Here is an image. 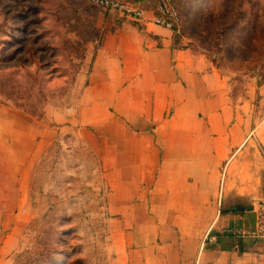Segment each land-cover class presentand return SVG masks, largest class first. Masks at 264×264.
<instances>
[{
	"label": "crops",
	"instance_id": "obj_1",
	"mask_svg": "<svg viewBox=\"0 0 264 264\" xmlns=\"http://www.w3.org/2000/svg\"><path fill=\"white\" fill-rule=\"evenodd\" d=\"M100 17L59 132L0 103V198H14L0 201V230L21 220L37 158L72 129L97 158L106 212L123 216L108 224L113 264H264V116L253 125L213 62L170 30Z\"/></svg>",
	"mask_w": 264,
	"mask_h": 264
},
{
	"label": "rangeland",
	"instance_id": "obj_2",
	"mask_svg": "<svg viewBox=\"0 0 264 264\" xmlns=\"http://www.w3.org/2000/svg\"><path fill=\"white\" fill-rule=\"evenodd\" d=\"M129 1L145 11L159 2ZM174 4L175 38L213 61L233 106L244 103L252 124L258 123L264 116V0ZM107 13L117 15L87 0H0V103L24 111L37 128L58 131L59 117L79 93L77 77L89 71L99 18ZM31 36L38 39L31 42ZM84 147L70 129L37 158L33 195L23 200L21 220L0 230V264H113L108 224L123 216L106 212L97 158ZM2 199L8 207L14 200Z\"/></svg>",
	"mask_w": 264,
	"mask_h": 264
},
{
	"label": "built area",
	"instance_id": "obj_3",
	"mask_svg": "<svg viewBox=\"0 0 264 264\" xmlns=\"http://www.w3.org/2000/svg\"><path fill=\"white\" fill-rule=\"evenodd\" d=\"M104 10L117 13L122 17L132 19L137 22L152 23L166 30L177 31L179 15L173 5L172 0H159L154 11H145L139 5L129 0H87ZM259 219H264V213L259 215Z\"/></svg>",
	"mask_w": 264,
	"mask_h": 264
},
{
	"label": "trees",
	"instance_id": "obj_4",
	"mask_svg": "<svg viewBox=\"0 0 264 264\" xmlns=\"http://www.w3.org/2000/svg\"><path fill=\"white\" fill-rule=\"evenodd\" d=\"M172 2H173V5L175 6V4H174V0H172ZM156 8V7H155ZM175 8H176V6H175ZM177 9V8H176ZM155 10V9H154ZM177 12H178V10H177ZM31 21L29 20V23H30ZM17 29H18V31H20L22 34L24 33L25 35H28V34H30V33H32V30L31 29H29V28H23V27H17ZM174 36H177V33L176 32H174V34H173ZM32 38H28L31 42H33V41H35V40H37L38 39V36H34V38H33V36H31ZM18 39H21L22 41L24 40L23 38H18ZM208 57V56H207ZM209 58V57H208ZM210 59V58H209ZM211 60V59H210ZM212 61V60H211ZM213 62V61H212ZM214 64V63H213ZM228 234V236H231V234L230 233H224L223 235H227ZM243 240V239H242ZM242 242V241H241ZM245 247H246V245H244ZM241 249H244V247H242Z\"/></svg>",
	"mask_w": 264,
	"mask_h": 264
},
{
	"label": "water",
	"instance_id": "obj_5",
	"mask_svg": "<svg viewBox=\"0 0 264 264\" xmlns=\"http://www.w3.org/2000/svg\"><path fill=\"white\" fill-rule=\"evenodd\" d=\"M240 209H242V207H240Z\"/></svg>",
	"mask_w": 264,
	"mask_h": 264
}]
</instances>
